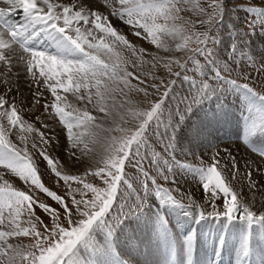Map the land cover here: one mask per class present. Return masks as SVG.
<instances>
[{"label":"snow or ice","instance_id":"1","mask_svg":"<svg viewBox=\"0 0 264 264\" xmlns=\"http://www.w3.org/2000/svg\"><path fill=\"white\" fill-rule=\"evenodd\" d=\"M257 28L264 0H0V264H264ZM230 97L251 159L211 137Z\"/></svg>","mask_w":264,"mask_h":264},{"label":"rangeland","instance_id":"2","mask_svg":"<svg viewBox=\"0 0 264 264\" xmlns=\"http://www.w3.org/2000/svg\"><path fill=\"white\" fill-rule=\"evenodd\" d=\"M229 7H233V3H229ZM235 18L236 17L234 14L231 19L226 20V23L230 24L232 22V20ZM250 18L251 17L245 16L243 11H241L239 13V21L238 22L242 23L243 26L246 28L247 27L246 21ZM120 26L123 27V25H120ZM124 30H125V32L127 31L126 28ZM133 39L136 40V42L138 43V46L145 47L146 49H153L154 48L153 45L149 44L146 41L139 40L138 38H133ZM251 39L253 42V47L257 51H259L261 48H264V43H262V41L259 38V29L258 28L256 30V35L251 37ZM158 74H160V73H158ZM135 82L136 81H133V83H135ZM184 87L186 88L187 85H185ZM229 100L233 103V106H231L229 108V116L226 119H222L219 123H214L211 126V128L209 129V131L211 133V137L214 140V143L215 142L219 143L220 141H222V143H224L225 145L231 144V142L240 143V141L238 140V135H239V130H240L238 104H236L237 102L235 100H233L231 97L229 98ZM233 127L238 132V135H234L235 134L234 131L231 130ZM57 131H59V129H57ZM214 134H216V135H214ZM222 134L225 137H222ZM213 135L216 136V138H214ZM230 140H231V142H230ZM240 145L242 146V144H240ZM222 148H223V146H222ZM231 150H232L234 155L237 156L239 154V152L235 149V147L231 148ZM235 150H236V152H235ZM43 179L48 186H54L53 185V179L49 175L45 174ZM188 179L190 180V178H188ZM16 183H19V181L16 180ZM179 187L181 188L182 191H188L190 193H193L196 198H199L201 196V190L196 186V184L194 182L185 183L184 180H181ZM39 195L42 198L44 197V194H42V193H40ZM49 202H51V201L49 200ZM53 206H55V205H53ZM37 214L41 215L42 217L45 216V214L42 212V210H40L38 208H37ZM235 259H236L235 251L233 250V251H231V254L228 255V258H227L228 264H232V263L235 264Z\"/></svg>","mask_w":264,"mask_h":264},{"label":"bare ground","instance_id":"3","mask_svg":"<svg viewBox=\"0 0 264 264\" xmlns=\"http://www.w3.org/2000/svg\"><path fill=\"white\" fill-rule=\"evenodd\" d=\"M25 94L26 95H28L29 96V99H30V93H28V90H27V88H25ZM25 118L26 119H29V120H34V114L33 113H30V112H25ZM231 120V119H230ZM229 120V121H230ZM38 127H39V125H37ZM219 130V129H218ZM231 130H233L234 131V135H238V132L234 129V127L231 129ZM220 132V131H219ZM218 134V133H217ZM214 135H216V134H214ZM213 135V137L214 138H216V136H214ZM218 137V136H217ZM222 137H225V136H223V134H222ZM220 138V137H219ZM228 138V137H227ZM213 142H214V140H213ZM230 142H231V140H230ZM225 144L224 143H221L220 144V147L222 148V146H224ZM227 145V144H226ZM231 148H233V147H235V149L239 152V154L237 155V157H245V158H249V159H251L252 157H250L249 156V154L247 153V152H245V150H244V147L243 146H241L240 145V143H238V142H231ZM236 150H235V152H236ZM257 163H260V161L259 160H257ZM253 176H254V178L255 179H259V173L258 172H256V171H254L253 172Z\"/></svg>","mask_w":264,"mask_h":264}]
</instances>
